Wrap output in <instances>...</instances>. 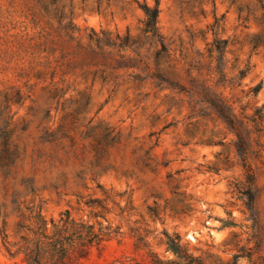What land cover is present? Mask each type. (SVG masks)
<instances>
[{
    "label": "rangeland",
    "instance_id": "rangeland-1",
    "mask_svg": "<svg viewBox=\"0 0 264 264\" xmlns=\"http://www.w3.org/2000/svg\"><path fill=\"white\" fill-rule=\"evenodd\" d=\"M220 107L250 129L254 183ZM244 190L264 223V0H0V264H27L37 212L69 234L67 210L120 228L72 264L179 261L167 233L264 264Z\"/></svg>",
    "mask_w": 264,
    "mask_h": 264
},
{
    "label": "trees",
    "instance_id": "trees-1",
    "mask_svg": "<svg viewBox=\"0 0 264 264\" xmlns=\"http://www.w3.org/2000/svg\"><path fill=\"white\" fill-rule=\"evenodd\" d=\"M146 12L147 19L144 26V32L151 37L158 38L164 45V38L159 32L158 27V16L159 8L158 6L149 7L148 5H143ZM220 51H223V45H218ZM262 108H259L256 113V117L252 120L258 131L261 130V119H262ZM219 115L226 121L230 129L234 130L238 135V151L243 159L244 166L247 170V175L249 181L254 183V170L248 164V154L251 144L250 129L247 127L243 118H237L236 114L232 109L227 107H220L218 109ZM248 194V205L250 210H252L253 225L251 226V231L249 232V242H254L257 250H261L264 246V223L259 217L258 210L255 206V195L252 191H243ZM247 192V193H246ZM154 215H157L155 208H151ZM66 218L61 219L64 223H70L73 226L72 231L65 236H55L49 235L45 231L46 223L40 213L36 214L37 226L33 229L34 237L27 239L25 235L22 236L26 240L25 245L19 247V251L26 253L27 264H72L76 259L85 256L89 248L94 244H100L105 239L109 238L113 233H119L120 228L117 226L114 229L111 227H100L98 230L95 229L93 224H88L84 221H75L71 218L69 211L65 213ZM23 227L24 225L21 224ZM0 234L2 235L3 242L6 244L5 240L6 234L0 229ZM167 244L170 249H172L177 256L179 261H167L163 263L162 260H157L156 262L161 264H204L202 259L194 256L189 252L188 248L181 242L180 235L178 233L168 234L167 233ZM11 255L15 252L8 249ZM254 250L248 248L245 245L241 247L238 254L234 255V260L231 262H219L218 264H240L239 259L242 257H248L252 264H257V260L262 256L261 253L258 258H253Z\"/></svg>",
    "mask_w": 264,
    "mask_h": 264
}]
</instances>
